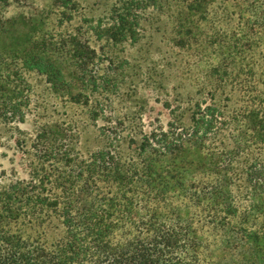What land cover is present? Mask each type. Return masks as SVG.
I'll use <instances>...</instances> for the list:
<instances>
[{
  "label": "trees",
  "instance_id": "trees-1",
  "mask_svg": "<svg viewBox=\"0 0 264 264\" xmlns=\"http://www.w3.org/2000/svg\"><path fill=\"white\" fill-rule=\"evenodd\" d=\"M10 1L0 0V9ZM144 1L120 0L114 8L118 28L107 34L109 40L133 33L129 8ZM171 2L174 47L191 51L195 37L208 28V47H217L220 57L219 66L198 82L200 100L193 102L188 124L129 134L131 156L119 146L126 134L122 124L109 122L102 131L106 145L88 154L80 149L73 125H44L31 134L15 129L29 177L0 171V264H204V234L211 227L220 229L214 236L227 258L219 261L212 252L205 264H264V166H255V152L243 153L235 140L230 148L218 141L222 132H230L229 116L201 100L212 94L207 88L214 82L233 79L226 65L245 62L248 50L264 47V0ZM221 16L235 24L234 30L221 24ZM74 49L84 57L82 44L74 42ZM22 61L64 97L67 87L59 67ZM17 78L12 66L0 63V121L8 125L25 121L23 84L19 91L9 88ZM245 110L264 139V94L252 98ZM98 111L91 110L93 121ZM241 160L247 161L245 208L235 195ZM204 207L211 208L215 221H203ZM242 209L243 222L231 225ZM260 216L263 223L253 230L250 222ZM223 233L228 240H221Z\"/></svg>",
  "mask_w": 264,
  "mask_h": 264
},
{
  "label": "rangeland",
  "instance_id": "rangeland-1",
  "mask_svg": "<svg viewBox=\"0 0 264 264\" xmlns=\"http://www.w3.org/2000/svg\"><path fill=\"white\" fill-rule=\"evenodd\" d=\"M155 1L146 0L140 7L134 4L129 8V14L135 18L130 20L134 31L118 37V41L109 40L107 34L118 28L114 8L120 0H11L0 9V63L6 61L18 74V81L10 83L9 88L19 91L18 86L23 84L27 101L22 108L23 123L8 125L0 121V171L15 173L22 179L29 177L22 160L27 156L16 145L17 128L31 134L44 125H73L80 137V149L88 154L106 145L102 131L110 126L109 122L112 127L122 124L126 134L119 146L123 155L131 156L129 134L138 137L141 130L150 133L154 128L168 130L177 122L188 124L193 102L200 100L196 95L198 82L220 64L218 48L208 47L212 36L208 28H202L195 37L197 44L194 42L191 51L174 47L172 2ZM220 22L229 31L235 28L224 16ZM90 28L96 33L90 32ZM74 42L86 48L83 58L76 53ZM246 58L245 62L226 65L233 79L214 82L207 88L212 94L201 100L215 104L229 116L226 123L230 132H222L218 141L230 148L235 140L243 153L255 152V166H264L263 131L258 127L253 130L245 110L252 98L264 94V47L251 48ZM22 59L29 65L44 60L59 67L67 87L64 97L52 90L46 76L26 68ZM98 108L99 116L93 121L89 114ZM241 162L236 166L235 195L245 208L249 205L243 201L248 189L247 161ZM243 210L231 220V225L237 227L243 222ZM202 211L203 221H215L211 208L204 207ZM262 220L261 216L253 219L250 227L259 230ZM205 230L208 249L202 255L204 264L209 262L212 252L215 258L225 260L227 254H223L222 244L214 236V232L220 234V229ZM221 240H228L224 233Z\"/></svg>",
  "mask_w": 264,
  "mask_h": 264
}]
</instances>
